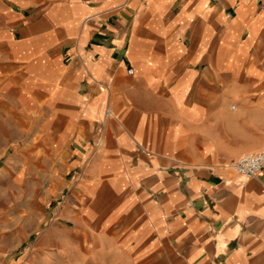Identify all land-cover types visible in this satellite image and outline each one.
<instances>
[{
  "label": "crops",
  "instance_id": "0c3cea01",
  "mask_svg": "<svg viewBox=\"0 0 264 264\" xmlns=\"http://www.w3.org/2000/svg\"><path fill=\"white\" fill-rule=\"evenodd\" d=\"M23 120L73 173L62 264H264V172L230 170L264 150V0H0Z\"/></svg>",
  "mask_w": 264,
  "mask_h": 264
},
{
  "label": "rangeland",
  "instance_id": "374dc122",
  "mask_svg": "<svg viewBox=\"0 0 264 264\" xmlns=\"http://www.w3.org/2000/svg\"><path fill=\"white\" fill-rule=\"evenodd\" d=\"M27 123L11 135L8 126L17 123L0 121V264H62V240L71 241L72 254L80 243L73 226L63 236L58 219L73 173L49 137L30 135Z\"/></svg>",
  "mask_w": 264,
  "mask_h": 264
},
{
  "label": "built area",
  "instance_id": "2783aa9c",
  "mask_svg": "<svg viewBox=\"0 0 264 264\" xmlns=\"http://www.w3.org/2000/svg\"><path fill=\"white\" fill-rule=\"evenodd\" d=\"M131 69L129 73H133ZM231 172L245 179H253L264 172V150L243 156L232 167Z\"/></svg>",
  "mask_w": 264,
  "mask_h": 264
}]
</instances>
